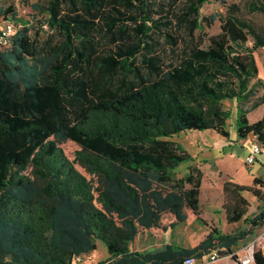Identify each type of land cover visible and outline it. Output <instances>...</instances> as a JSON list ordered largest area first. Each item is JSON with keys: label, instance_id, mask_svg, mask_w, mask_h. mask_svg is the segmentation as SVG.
<instances>
[{"label": "trees", "instance_id": "16d2710c", "mask_svg": "<svg viewBox=\"0 0 264 264\" xmlns=\"http://www.w3.org/2000/svg\"><path fill=\"white\" fill-rule=\"evenodd\" d=\"M204 1H34L40 17L19 24L13 4H0L15 26L0 46V264H72L98 240L119 254L139 232L198 216L201 172L190 164L175 175L190 154L168 136L206 128L227 135L223 99L235 100L236 135L264 147V111L246 116L264 103L252 54L264 47V26L244 15L264 14V0H218L223 11L199 16ZM215 18L218 30L196 40L194 30ZM66 141L78 147L73 158ZM76 161L101 178L100 188ZM221 191L226 222L244 225L213 229L216 248L231 252L264 225V182L224 180ZM242 191L259 202L249 217ZM252 258L264 264V249Z\"/></svg>", "mask_w": 264, "mask_h": 264}, {"label": "rangeland", "instance_id": "374dc122", "mask_svg": "<svg viewBox=\"0 0 264 264\" xmlns=\"http://www.w3.org/2000/svg\"><path fill=\"white\" fill-rule=\"evenodd\" d=\"M34 1L42 2L44 0H0V4H7L12 3L15 10L16 15L13 17L14 20L19 23H29L30 21H34L35 18H39L40 15L36 14L35 11H33L30 7V4ZM225 2H232V1H239L241 0H224ZM224 7L218 0H207L204 1L201 6L198 8L197 12L199 16H208L209 14L213 12L223 11ZM245 16H250L253 21L259 25L264 26V14L261 13H247L244 10ZM9 16V15H8ZM218 20L215 18L210 22L209 25L204 26L203 29L194 30L195 39L198 40L201 38L202 42L205 39V37L213 32H216L218 30ZM250 40H248L247 44H250ZM182 42L179 41V46H181ZM158 48L159 51H162L163 53L169 54V49L167 44L163 41V39L158 38ZM165 54V55H166ZM254 62L257 66V73L256 77L262 80L261 84H258L256 86V94L260 95L264 93V47L257 46L252 51ZM255 78H252L249 82H253ZM253 97H251L252 99ZM250 99V100H251ZM223 105L229 109V112L226 116L224 127L228 132V135L232 137L231 141H227L225 145L226 149L234 150L237 155L245 156L247 153L248 148H250V142L249 140H234L236 137V103L234 99H223L222 100ZM264 105V103H262ZM260 107V106H259ZM259 107L251 110L246 115L248 117L249 121L254 120L255 115L259 111ZM215 134L216 136H219L218 133H216L214 130L206 128V129H185L182 131H179L177 133H174L168 137H170L173 140L178 141L186 150H189L191 152L190 158L184 159L176 164V166L173 168V172H175L176 176H179L184 170L187 164L192 163L194 161L193 159V152L196 148L197 143L202 142V136L208 141L212 139V135ZM251 140H254L253 137H251ZM61 147L63 148L65 154L69 158H73L74 150L78 147L71 141H66L61 144ZM257 167V173L258 174H264V148L260 152V154L256 155V160L253 161V167ZM74 167L79 170L85 178L94 186L97 188H100L102 186V180L101 178L94 172H92L89 168L85 166L84 163L76 161L74 162ZM28 173L30 174L32 180L34 181L35 185L39 186L40 181L31 175L30 169L28 170ZM215 173L212 174V176L207 175L206 178H201L200 183V205L198 206L202 212H210V210L216 211L211 212L210 214H205L202 216H211L214 219H221V210H220V204L223 200L222 192H221V186H220V179H217L215 177ZM243 197L248 202V206L246 207V213L245 215L249 217L252 213H255L257 211L258 202L251 196L249 192H242ZM189 217V216H188ZM188 219V218H187ZM221 224V223H220ZM215 227L221 232H229L230 230H236L240 227H243L241 222L233 223L231 225L223 226L222 224L215 225ZM187 230L190 227H185ZM186 230V231H187ZM189 229V233H190ZM231 232V231H230ZM264 225L260 228L256 229L254 232L253 237L249 238L245 243H242L236 247L233 248V251H239L242 249V246L244 244H249L250 241L254 239V246L253 250L256 249H264ZM161 232H158L156 234L157 239L161 243L162 240H169L173 239V242H179L178 245H172L167 244L162 246V249H156L153 248L152 250L150 248L157 247L158 244L156 243L151 244L146 241L147 237L144 238V233L135 235L131 241H129V245L127 247V255H133L137 258L142 259L143 261H149V260H157L156 264H168L171 259L174 257L180 256V257H186L190 258L192 256L193 252H205L207 253L211 249L216 248V242L217 239L214 238L213 234H207L203 238H199L197 236H193L190 238L189 236L186 237V235H179V237L176 239V235L170 233V235H165ZM258 236V238L256 237ZM175 237V238H174ZM173 246V247H172ZM142 247H147L145 249L140 250ZM150 249V250H149ZM204 253V255H205ZM241 254V252L239 253ZM121 259H125V255L120 256L119 254H112L108 255L105 250V246L101 241L96 242V248L95 250L91 251L90 253H87L77 260H73L72 264H117ZM184 264V262H183ZM253 264V262L249 263Z\"/></svg>", "mask_w": 264, "mask_h": 264}, {"label": "crops", "instance_id": "0c3cea01", "mask_svg": "<svg viewBox=\"0 0 264 264\" xmlns=\"http://www.w3.org/2000/svg\"><path fill=\"white\" fill-rule=\"evenodd\" d=\"M256 73H257V66H256ZM257 107H259L260 109H259L258 113L255 115V117H254L255 119L258 118L261 115V113L264 111V105L262 103L257 105L253 109H255ZM253 109H251V110H253ZM250 111H248V112H250ZM212 136L213 137L210 141L209 140L207 141L202 136V142L197 143L196 148L194 149V152L192 153L194 161L192 163L187 164V166L185 167V170L179 176L184 174L186 171V168L188 166H190V164H191V166H195L200 170L201 178L202 177L206 178L207 175L212 176V174L215 173L216 174L215 177L217 179H220V183H221L220 186H222V182L224 180H228L234 184L242 185V186H252L253 178H258L264 182V174H258L256 172L257 167L256 166L253 167V161L256 160V155L260 154V152L263 150L264 147L260 146L261 147L260 151L253 154V159L251 162H245L244 157L246 155L245 156L237 155L234 150L226 149V147H225V145H227L226 142L231 141V139H232V137H230L228 135V133H227V135L219 134V136H216L215 134H213ZM251 137H253V136L250 134H247L245 137H241V138L236 135L234 140L235 141L236 140L237 141L238 140H244V141L249 140V141H251L250 142V145H251L252 142H255L254 140H251ZM186 151L189 154H191V152L189 150H186ZM248 152H249V148H248L246 154H248ZM200 181H201V179H200ZM199 187H200V184H199ZM255 187L259 188L261 191H263L262 187H259L258 185ZM199 190H200V188H199ZM242 192H246V191H242ZM242 192H241V195H242ZM251 196L255 199V197L252 194H251ZM199 197H200V191L198 193V204L201 206ZM220 210H221V213H220L221 219L220 218L214 219L213 217L207 216V215L202 216L205 214H210L211 212L216 213V211H214V209L210 210V212H204V213L202 212V210L199 209L198 216L189 215L188 219H186L183 222H180L179 224H177L173 228H166L165 230H152V231L143 232L144 238L147 237L146 241L148 243H150V246H151V244H154V245L156 243L158 244L157 247L153 246L152 248H150L151 250L153 248L162 249V246L165 247V245H167V244H172V245H178L179 244V242H173L172 241L173 239H169V240L166 239V241L162 240L160 243L156 237V234L158 232H161L162 234H165V235H170V233L172 232V234L176 235V239L179 237V235H181V237L183 235H186V237L189 236L190 238H192L193 236L203 238L207 234H213L214 238H216V234L213 232V229H216V230H219V229H217L215 227V225H218V223H219V225L222 224L225 227H226V225H231V224L227 223L225 220V213L222 209V202L220 204ZM186 226L190 227L189 228L191 231L190 233H189V229L187 230V228H185ZM240 228H242V227H240ZM240 228H238V229H240ZM219 231H221V230H219ZM230 231L233 232L235 230H230ZM137 234H142V232H139ZM145 248H147V247H142V248H140V250L145 249ZM219 250H220V257L217 259V261H215L214 263H210V264H237V262L235 261V258L229 257L228 252L226 250H224L223 248H220ZM199 252H201V251H199ZM119 255L120 256L125 255V259L132 260L138 264H156L157 263V260L143 261L142 259L137 258L133 255H129V254L127 255V250L123 253H119ZM202 259H204V253L200 257L191 256L190 258L185 260L184 263L194 264V263H197L198 261H200ZM122 260H124V259H121V261Z\"/></svg>", "mask_w": 264, "mask_h": 264}, {"label": "built area", "instance_id": "2783aa9c", "mask_svg": "<svg viewBox=\"0 0 264 264\" xmlns=\"http://www.w3.org/2000/svg\"><path fill=\"white\" fill-rule=\"evenodd\" d=\"M16 22V21H15ZM17 23V22H16ZM19 24V23H17ZM14 23L8 19V17L3 18L0 16V46L7 45L9 43V39L11 34L14 32ZM261 149L260 145L257 142H252L249 148L248 154L244 157L245 162H251L253 159V154L259 152ZM264 235V233H263ZM258 238V236H256ZM254 239L249 242V244H245L242 246V249L239 251H231L228 252L229 257L235 258L237 264H249L253 262V244ZM220 249V248H219ZM218 248L211 249L204 255V259L198 261L194 264H210L217 261L220 257V250ZM241 252V254H239ZM78 258H75L77 260ZM184 264H192V263H184Z\"/></svg>", "mask_w": 264, "mask_h": 264}]
</instances>
